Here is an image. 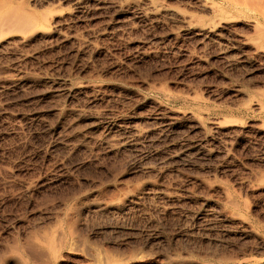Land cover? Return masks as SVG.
<instances>
[{"label": "rangeland", "instance_id": "1", "mask_svg": "<svg viewBox=\"0 0 264 264\" xmlns=\"http://www.w3.org/2000/svg\"><path fill=\"white\" fill-rule=\"evenodd\" d=\"M0 264H264V0H3Z\"/></svg>", "mask_w": 264, "mask_h": 264}, {"label": "bare ground", "instance_id": "2", "mask_svg": "<svg viewBox=\"0 0 264 264\" xmlns=\"http://www.w3.org/2000/svg\"><path fill=\"white\" fill-rule=\"evenodd\" d=\"M0 0V34L10 30L25 31L33 27L34 17L23 10L21 5L7 6Z\"/></svg>", "mask_w": 264, "mask_h": 264}]
</instances>
